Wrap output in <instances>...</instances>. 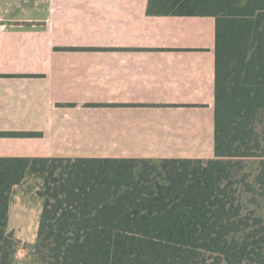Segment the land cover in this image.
<instances>
[{"label": "trees", "instance_id": "trees-1", "mask_svg": "<svg viewBox=\"0 0 264 264\" xmlns=\"http://www.w3.org/2000/svg\"><path fill=\"white\" fill-rule=\"evenodd\" d=\"M147 12L215 20L214 158L0 159V264H21L8 212L28 176L42 181L28 264H264V0Z\"/></svg>", "mask_w": 264, "mask_h": 264}, {"label": "crops", "instance_id": "crops-1", "mask_svg": "<svg viewBox=\"0 0 264 264\" xmlns=\"http://www.w3.org/2000/svg\"><path fill=\"white\" fill-rule=\"evenodd\" d=\"M147 3L0 0V159L214 158L215 20Z\"/></svg>", "mask_w": 264, "mask_h": 264}, {"label": "rangeland", "instance_id": "rangeland-1", "mask_svg": "<svg viewBox=\"0 0 264 264\" xmlns=\"http://www.w3.org/2000/svg\"><path fill=\"white\" fill-rule=\"evenodd\" d=\"M212 141L214 148V136ZM41 183L42 181L39 177L28 176L22 184L14 188L12 194L11 207L15 223L13 224L11 221L10 227L8 226V230H12L14 232V236L20 242L16 258L21 264H28L30 262L31 259H28L30 252L29 246L33 245L36 241L39 216L42 206V199L38 196ZM25 216L28 217L27 221L29 223L22 221ZM23 232H25L26 235L22 236L26 238L20 237L19 239L18 236H21Z\"/></svg>", "mask_w": 264, "mask_h": 264}]
</instances>
